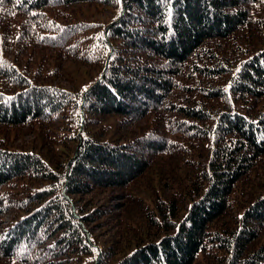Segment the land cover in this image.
Instances as JSON below:
<instances>
[{"label": "trees", "instance_id": "16d2710c", "mask_svg": "<svg viewBox=\"0 0 264 264\" xmlns=\"http://www.w3.org/2000/svg\"><path fill=\"white\" fill-rule=\"evenodd\" d=\"M74 4L120 13L76 19L64 9ZM33 47L97 74L75 89L40 81V67L19 61ZM181 89L193 92L190 106L167 100ZM148 116L137 134L105 137ZM38 123L63 157L52 166L0 141V213L14 211L0 222V260L194 264L207 254L219 264H264V193L231 208L264 155V0H0V126ZM163 155L183 164L188 186L179 196L155 191L148 203L136 197L143 233L123 246L112 236L100 243L92 228L120 223L115 204L86 207L78 197L105 189L130 197L125 188ZM229 208L230 226L212 228Z\"/></svg>", "mask_w": 264, "mask_h": 264}, {"label": "rangeland", "instance_id": "374dc122", "mask_svg": "<svg viewBox=\"0 0 264 264\" xmlns=\"http://www.w3.org/2000/svg\"><path fill=\"white\" fill-rule=\"evenodd\" d=\"M76 19L85 20H100L108 22L120 13L119 8H111L108 6H95L93 4H74L72 6L64 8ZM260 35L252 36V39L259 40ZM261 41L259 40V43ZM13 48L10 46L7 48L8 57L14 58ZM22 55L24 57H22ZM20 56L22 64H28L29 70L40 67V76L37 78L40 81L59 85L66 89L81 88L91 80V77L97 74L96 69L90 71V68L74 58H61L56 56L53 49L43 47L27 48L25 52ZM29 56L28 63L25 58ZM57 66L55 69L53 67ZM51 71V72H49ZM186 67L183 66L182 71L178 74L179 81L182 83H189L190 79L184 78L183 73L186 72ZM175 90L167 97L170 102L182 103L185 105H191L189 96L193 94L187 93L186 90ZM207 108H210L212 113L216 112V104L210 99H205ZM160 112V118H163L166 111L158 110ZM175 117V115L173 114ZM56 124L59 122L55 121ZM150 123V116L143 118L137 123L122 128L117 126L111 128L106 132L105 137L110 138L120 135L122 132L128 134H137L140 132L139 128L146 129ZM46 123H38L35 125L28 126H15L5 127L0 126V141L5 142L14 148L21 150H33L42 153L47 157V160L53 165L59 162L63 157V148L61 145L56 146L57 148H51L50 135L45 131ZM44 134L42 135L43 128ZM66 132L65 130H59ZM52 132V131H51ZM69 133V131H67ZM254 168L250 171L248 178L237 185V189L231 194L233 199V206H236V210L241 207V204L246 205L258 195L264 193V155L254 163ZM183 164L175 160H170L167 155H163L161 158H157L156 161L148 167V170L138 179L134 180L129 186L125 188L126 194L131 195L130 197H115L116 194L120 193L115 189H105L103 191H93L92 193L82 195L78 197L79 204H85L86 207L109 201L111 204H115V212L119 214L117 218L120 223L108 224L104 227L98 225L92 228V233L96 236L100 243L103 240L118 239L119 245L123 246L128 240H132L133 237L137 236L144 228L143 206L140 205L139 201L135 199L140 198L144 202L148 203L150 198L155 197V191L166 196L175 195L179 196V193L183 191V188L188 186L187 175L185 174V168ZM77 198V196H76ZM3 204L0 205L2 207ZM229 208L225 214L216 218L211 222L212 228H219L230 226L233 220L234 210ZM13 209L3 211L0 213L1 224H6L13 216ZM113 222V221H112ZM151 231L163 234V230L157 228H151ZM165 232V231H164ZM145 235V234H144ZM146 238H152L146 236ZM144 239V236L142 237ZM141 240V238H139ZM210 252V251H209ZM0 264H19L15 260H0ZM194 264H219L217 258L210 255H200V258L196 260Z\"/></svg>", "mask_w": 264, "mask_h": 264}, {"label": "snow or ice", "instance_id": "6c2138e0", "mask_svg": "<svg viewBox=\"0 0 264 264\" xmlns=\"http://www.w3.org/2000/svg\"><path fill=\"white\" fill-rule=\"evenodd\" d=\"M17 3H23V0H17Z\"/></svg>", "mask_w": 264, "mask_h": 264}]
</instances>
